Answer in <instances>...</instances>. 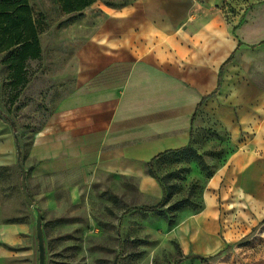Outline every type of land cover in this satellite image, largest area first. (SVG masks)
Here are the masks:
<instances>
[{"label":"crops","instance_id":"1","mask_svg":"<svg viewBox=\"0 0 264 264\" xmlns=\"http://www.w3.org/2000/svg\"><path fill=\"white\" fill-rule=\"evenodd\" d=\"M224 2L96 0L40 31L39 55L20 69L10 54L16 46L1 51L8 56L0 96L13 93L8 108L43 109L46 101L52 115L26 149L10 123L14 116L0 106V172L21 180L17 140L30 197L61 205L62 190L76 188L68 174L93 171L119 197L153 204L163 189L149 163L195 147L209 115L230 151L207 185L210 200L198 212H181L167 229L181 252L174 264H205L261 224L264 237V210L254 212L257 205L264 209V0H251L235 22L226 19ZM160 161L153 160L154 169ZM4 180L1 175L0 221L10 211ZM16 228L2 227L7 233L0 236Z\"/></svg>","mask_w":264,"mask_h":264},{"label":"rangeland","instance_id":"2","mask_svg":"<svg viewBox=\"0 0 264 264\" xmlns=\"http://www.w3.org/2000/svg\"><path fill=\"white\" fill-rule=\"evenodd\" d=\"M126 1L105 0L112 5ZM29 2L36 16L44 15L43 24L47 29L74 17L61 12L56 0ZM250 3L251 0H225L222 8L226 19L235 22ZM7 56L8 53L0 55V80L4 83L6 65L3 62ZM29 67L32 71L36 64ZM5 91L3 97L0 96V106L5 111L10 110L11 118L14 116L17 134L25 138L24 147L28 149L31 138L52 115L50 103L44 101L43 109L28 110L25 108L28 103L10 104L8 108L13 93ZM5 101L6 108L2 106ZM193 145L207 170H202L192 158L176 152L161 159L156 167L158 180L169 196L165 209L183 198L197 206L178 210L175 220L181 212H198L203 208L204 200H210L207 185L230 151L227 136L209 115L202 118ZM1 175L6 178L1 189L6 194L9 202L6 207L10 211L0 221V228L9 225L17 228L10 236H0V264H40L36 237L38 212H41L44 242L42 264H174L181 256L177 243L167 237L168 218L140 209L155 206L161 199L153 204H136L138 202H130L126 196L124 200L104 186L107 177L85 171L76 178L68 174L69 185H76V188L62 190L61 205L51 199L38 200L33 192L34 204L28 205L20 188L19 176L16 174L13 180L11 173L4 171L0 172ZM254 208V212L264 210L263 206ZM170 215L167 212V216ZM158 218L164 225L156 221ZM261 228L262 224L254 229L253 235L232 238L223 251L209 257L205 264H261L264 261V237L258 235Z\"/></svg>","mask_w":264,"mask_h":264},{"label":"trees","instance_id":"3","mask_svg":"<svg viewBox=\"0 0 264 264\" xmlns=\"http://www.w3.org/2000/svg\"><path fill=\"white\" fill-rule=\"evenodd\" d=\"M94 1L96 0H56L61 12L65 14L82 11ZM33 14L28 0H0V52L16 46L15 49L10 51V54L14 57L13 63L15 66L19 67V69L25 59L36 58L39 55L37 51V35L40 31L47 28L46 25L43 24L45 17L40 15L39 18H37ZM206 98L207 97L202 98L197 105V109ZM5 118L8 120L7 117ZM10 123L13 128H15L13 122L10 121ZM175 152L185 154L186 158H192L197 161L202 170H207V165L202 156L194 150L192 145L177 149L169 154ZM156 158L163 159L164 155L162 156L159 154L153 158L149 163L148 171L152 176L158 179L156 169H154L153 165V160ZM162 189L163 196L157 205L143 206L140 209L143 211H151L165 219L168 218L169 224L172 225L176 221L175 212L188 206L193 208L197 207L192 204L189 199L183 198L177 200L165 209L164 205L167 203L169 196L165 192L163 186ZM167 212H170L171 215L167 216ZM219 253L220 252L217 254ZM199 258L203 259L202 257Z\"/></svg>","mask_w":264,"mask_h":264},{"label":"water","instance_id":"4","mask_svg":"<svg viewBox=\"0 0 264 264\" xmlns=\"http://www.w3.org/2000/svg\"><path fill=\"white\" fill-rule=\"evenodd\" d=\"M16 148H17V155H18L17 165L21 171L20 186H21L22 194H23L25 202L28 205H33L34 202H33L32 198L30 197L29 192H28L27 187H26V172H25L24 167L22 166V164L20 162L21 149H20V146H19L17 140H16ZM37 214H38V217H37V223H36V237L38 239V244H39V249H40L39 261H40V264H42L43 263V257H44V242H43V236H42L41 212H38Z\"/></svg>","mask_w":264,"mask_h":264}]
</instances>
